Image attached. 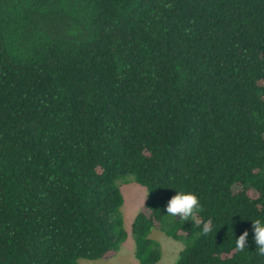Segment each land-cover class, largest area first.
Here are the masks:
<instances>
[{
	"label": "trees",
	"instance_id": "obj_1",
	"mask_svg": "<svg viewBox=\"0 0 264 264\" xmlns=\"http://www.w3.org/2000/svg\"><path fill=\"white\" fill-rule=\"evenodd\" d=\"M126 174L141 264L152 228L174 264H264V0H0V264L114 254ZM175 188L212 231L163 212Z\"/></svg>",
	"mask_w": 264,
	"mask_h": 264
},
{
	"label": "rangeland",
	"instance_id": "obj_2",
	"mask_svg": "<svg viewBox=\"0 0 264 264\" xmlns=\"http://www.w3.org/2000/svg\"><path fill=\"white\" fill-rule=\"evenodd\" d=\"M118 184L124 198L121 212L128 235L114 254L99 259H81L80 261L84 264H141L135 255V241L131 225L137 211L146 199L148 191L144 185L135 180L132 174L120 176ZM150 236L159 241L161 248V257L155 264H174L183 247L182 241L174 239L157 228H152Z\"/></svg>",
	"mask_w": 264,
	"mask_h": 264
},
{
	"label": "clouds",
	"instance_id": "obj_3",
	"mask_svg": "<svg viewBox=\"0 0 264 264\" xmlns=\"http://www.w3.org/2000/svg\"><path fill=\"white\" fill-rule=\"evenodd\" d=\"M200 208V198L198 193L189 189L175 188L173 195L169 197L164 205V213L169 217L181 221L191 220L195 225L201 228L202 233L207 234L212 231V224L206 220H201L196 212ZM252 219V218H251ZM252 240L258 255L264 256V216L252 219ZM248 230H244L235 239V248L244 250L248 248L247 237Z\"/></svg>",
	"mask_w": 264,
	"mask_h": 264
}]
</instances>
